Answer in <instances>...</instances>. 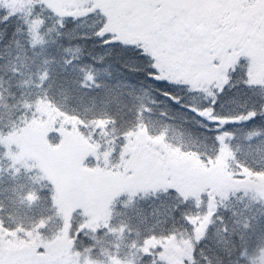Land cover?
Returning <instances> with one entry per match:
<instances>
[{
  "label": "snow or ice",
  "instance_id": "1",
  "mask_svg": "<svg viewBox=\"0 0 264 264\" xmlns=\"http://www.w3.org/2000/svg\"><path fill=\"white\" fill-rule=\"evenodd\" d=\"M0 264H264V0H0Z\"/></svg>",
  "mask_w": 264,
  "mask_h": 264
}]
</instances>
